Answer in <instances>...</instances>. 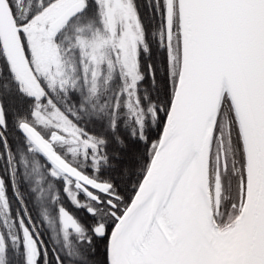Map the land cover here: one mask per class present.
Instances as JSON below:
<instances>
[{
	"label": "snow or ice",
	"instance_id": "obj_1",
	"mask_svg": "<svg viewBox=\"0 0 264 264\" xmlns=\"http://www.w3.org/2000/svg\"><path fill=\"white\" fill-rule=\"evenodd\" d=\"M0 264H264V0H0Z\"/></svg>",
	"mask_w": 264,
	"mask_h": 264
}]
</instances>
